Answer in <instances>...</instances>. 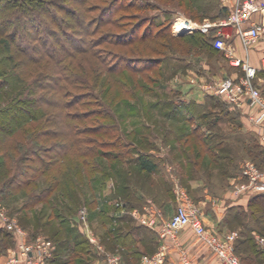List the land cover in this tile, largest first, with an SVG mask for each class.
Here are the masks:
<instances>
[{
  "label": "rangeland",
  "instance_id": "374dc122",
  "mask_svg": "<svg viewBox=\"0 0 264 264\" xmlns=\"http://www.w3.org/2000/svg\"><path fill=\"white\" fill-rule=\"evenodd\" d=\"M87 2L89 8L95 9H92L90 17L96 19L103 4L122 7L113 17L114 23L96 29L87 38L91 53H77L83 51L85 45L74 42L77 36L72 35V29L65 28L64 24L72 21L66 12L76 8L67 1L61 2L64 11L59 7L51 10L59 27L54 26L57 39L41 36L42 41L37 42L20 35L16 36L15 42L28 50L35 45L42 48V43L46 51L60 53L68 50L75 56L72 63L71 59H66L65 63L69 64L73 79L81 85H66L61 96L65 101L78 102L79 105L69 110L74 117L80 116L73 125L79 132L90 133L84 137L88 138V145H81L85 150L83 154L88 156L84 158L70 152L60 165L67 177L59 188L65 190L71 204L66 203L65 197L57 198L56 193L52 195L56 205L50 202L46 207L37 206L35 213L46 221L51 220L52 228L50 234L35 237L29 234L31 230L24 220L23 195L9 200L0 198V209L17 221L27 234V242L37 237L54 241L55 231L60 234L59 239L65 238L72 244L82 237L87 238L81 220V212L84 211L88 230L102 251L93 248L89 256L82 255V264H105L106 254L122 258L123 251L112 249L109 239L124 233L130 226L129 222L137 224L128 207L138 205L139 201L153 200V197L157 198L156 194L163 195V191L170 187H173L171 195L175 196L176 185L197 205L199 200L206 201L207 206L213 199L219 201V206L210 208H226V211L223 209V219L228 214L240 213V221L227 226L237 233L236 236H250L254 231L264 238V228L249 220L248 209L236 206L229 198L230 186L240 175L244 163L255 162V156L260 152L256 133L240 125L238 115L230 113L225 121L214 117L218 113H213L214 108L211 107L228 105L235 110L239 106L231 105L213 92L215 86L224 80L237 82L240 79L237 74L233 78L229 75L232 72L230 68L236 67L230 65L222 51L212 53L207 48L201 50L199 46L167 41L170 37L186 39L191 35L174 33V25L180 18L196 23L219 20L224 8L222 0ZM197 33L212 36L214 31L192 33L201 43L202 37ZM155 34L160 37L154 39ZM142 38L144 41L141 43ZM129 39H135L137 43L124 47L118 45ZM162 44L167 48H161ZM78 47L83 50H78ZM15 57L16 62L26 61L20 54ZM51 65L47 62L46 67ZM12 67L0 51V107L6 106L18 94L26 93L27 86L37 79L44 65H22L18 71ZM207 86L212 89L206 91ZM43 94L44 91H35L33 98ZM183 105L203 106L204 113L201 111L193 116L184 113ZM173 118L177 121H172ZM212 118H215L214 122H211ZM41 123V127L46 128L44 122ZM103 129H109V132L105 133ZM60 141L52 138L41 143L46 148ZM142 154L156 161L162 172L150 174L142 171L138 166L139 155ZM167 167L173 173L179 172L178 175L166 176L164 169ZM52 176L53 173L46 178L41 177L40 186H44ZM189 184L193 188L199 186L202 192L189 193L186 189ZM144 207L157 209L151 201L133 210L142 211ZM121 221L127 223L121 224ZM79 235L82 237L76 238ZM15 246L16 243L10 250Z\"/></svg>",
  "mask_w": 264,
  "mask_h": 264
},
{
  "label": "trees",
  "instance_id": "16d2710c",
  "mask_svg": "<svg viewBox=\"0 0 264 264\" xmlns=\"http://www.w3.org/2000/svg\"><path fill=\"white\" fill-rule=\"evenodd\" d=\"M64 1L72 3L76 7L72 11L66 12L72 21L64 24L65 28L72 29V35L75 34L77 36L76 40H73V38L71 40L85 45L84 50L78 47V50L83 51H77V53L89 54L91 50H89L90 44L87 43V38L96 29L114 23L113 17L122 7L103 4L104 6L100 15L96 19L90 17V14L95 9L88 7V0H0V51L6 57L10 67L14 65L12 69L18 71L22 65L24 67L28 66V64L44 65L43 70L38 73L37 79L27 86L29 88L26 93L24 91L18 94L6 106L0 107V198L9 200L23 195L24 202L21 207L24 210L26 225L34 221L36 228L43 230L42 233L44 235L50 234L52 228L51 220H44L42 216H39V213H35V210L37 206L46 207L50 202L53 206L56 205L57 203H53L55 197H52L56 193L57 198L65 197V199L67 198L66 203L71 204L65 190L59 188L61 185L63 186V182H66L65 178L67 177L66 172L60 168V165L64 156L66 158V154L69 155L70 152L85 156L84 158L88 156L83 154L85 150L81 148V145H88V138L84 137L90 132H79L73 125V121L80 116L74 117L69 110L75 105H79L78 102H75V100L65 101L61 96V94H64L66 85L80 84V82H76L73 79L74 75L70 72V66L65 63L66 59H71L70 63H72L75 56L68 52V50H62L60 53L46 51L42 43V48L35 45L31 46L28 50V48L15 44V42L16 36L20 35L22 37L29 36V40L37 42L42 41L41 36L46 37V39L49 37L57 39V29L59 27L55 24L56 19L51 10L58 7L61 9V2ZM61 10L64 11V8ZM221 12L222 16L220 18L225 17L227 10L222 8ZM106 17L108 18L106 19ZM60 28H62L61 22ZM197 34L202 37L201 43L195 38V34L188 35L189 37L186 39L180 37L174 39L170 37L167 38V41L176 40V42L187 43L190 47L199 46L201 50L207 48L212 53L220 52L213 46L215 33H212V36ZM159 37V34L153 36L154 39ZM143 38L140 40L141 43L144 41ZM122 41L124 42L118 45H123V47L137 43L135 39ZM160 46L162 48L163 44ZM163 47L167 48L166 44ZM16 54L22 55L27 62H16ZM45 59L48 61H44ZM47 62L52 63L51 67H46ZM43 72L46 74H43ZM258 74L264 76L263 72H259ZM35 91H44V94L47 93V96L43 94L37 98H33ZM261 94L264 97V91ZM192 106L183 105L184 113H191L192 116L193 114H200L201 111L202 114L204 113L203 106ZM228 115L229 113H223L216 114L214 117L218 116L225 121ZM214 119L212 118L211 122H214ZM171 120L177 121L174 118ZM189 120L190 118L184 122ZM41 121L44 122L46 128L41 127ZM104 131L108 133L109 129H105ZM52 138H59L61 141L45 148L41 141ZM260 153H262L261 150ZM257 155L255 156V163L260 168H264ZM138 166L146 173H159L156 161L154 162L143 154L139 155ZM52 173L53 176L50 180L44 186H40L39 179L41 177L46 178L48 174ZM60 176L61 178L59 179ZM165 191L169 192V188ZM148 202L139 201L138 205H130L128 210L141 208ZM247 209L249 220L254 225L264 228V194L251 195ZM240 218V213L228 214L227 218L223 220V224L228 226L238 223ZM123 222L127 223L126 221ZM139 230L140 226L130 225L124 233L120 232L109 239L112 242V249L122 248L125 251L124 257L126 263L139 264L141 260V254L137 250ZM0 233L10 237V239H14L12 241L15 244L14 236L1 226ZM254 233V231H251L250 236H236L233 245L241 264H264V251L258 247L254 240ZM38 234L36 231L31 234V237H35ZM53 236H55L54 241L46 238L52 241L53 245L52 257L48 261L49 264H82L81 256H89L93 249L87 238L83 239L81 235L76 236V238L82 237V240L74 241L73 244L67 242L65 238L59 239L60 234L58 232L55 233L54 231ZM111 248L108 249L110 250Z\"/></svg>",
  "mask_w": 264,
  "mask_h": 264
},
{
  "label": "built area",
  "instance_id": "2783aa9c",
  "mask_svg": "<svg viewBox=\"0 0 264 264\" xmlns=\"http://www.w3.org/2000/svg\"><path fill=\"white\" fill-rule=\"evenodd\" d=\"M222 3L227 10L225 17L204 23L180 18L174 25V33L180 35L214 31V48L224 52L230 65L241 68L244 76L237 82L224 80L215 86L213 92L231 105L246 104L249 109H253L248 119L259 140L264 142V97L253 85L256 70L247 61L235 55L234 49L227 44L229 36L225 34V30L231 28L235 31L244 52L247 53L253 48L264 35V0H222ZM261 67L264 71V57L261 60ZM205 89L208 91L212 88L207 86ZM254 194H264V169L254 161H246L240 175L234 178L230 186L229 198L235 203ZM175 195L178 204L174 214L168 220L162 219L158 209L144 207L142 211L138 209L131 211L130 215L141 226L155 231L160 240L157 251L151 256L143 257L140 264H191V258L185 250H180L177 259L168 257L170 248H180L178 233L184 229H189L195 235L198 242L212 253L218 264H240L233 245L236 233L232 232L220 237L207 230L201 220L200 206L191 201L179 187L175 189ZM212 205L219 206V201L213 200ZM81 220L85 225L87 239L92 248L102 251V248L97 246L93 234L88 230L84 211L81 212ZM0 226L9 231L16 241L15 248L10 250L7 256V264H49L53 250L50 240L37 237L31 242L25 241L26 232L3 209H0ZM254 240L264 251V238L255 234ZM105 264H122V261L118 255L106 254Z\"/></svg>",
  "mask_w": 264,
  "mask_h": 264
},
{
  "label": "crops",
  "instance_id": "0c3cea01",
  "mask_svg": "<svg viewBox=\"0 0 264 264\" xmlns=\"http://www.w3.org/2000/svg\"><path fill=\"white\" fill-rule=\"evenodd\" d=\"M225 34H227L229 36L228 40H227V44H229L235 51V55L244 61H247L249 63L250 66H252L253 68H255L256 70V76L253 79V85L258 88L261 92L264 91V76L259 75V72H263L262 67H261V60L264 57V35L261 37V39L257 42V44L251 48L247 53L244 52V50L242 49L239 40L236 36V33L233 29L229 28L225 30ZM224 53V52H223ZM232 70V72L229 73V75L233 78L236 77L235 75L237 74L238 78H241L244 76V72L239 68H230ZM240 72V73H239ZM233 73V74H232ZM242 74V75H241ZM240 75V76H239ZM212 108H214V110H212L213 113H218V114H234L235 116L238 115L239 117V121H240V125H244V127L253 130L252 125L248 119V116L250 114L253 113V109H249V107L246 104L240 105L238 106L235 110H232L228 105H223V106H211ZM210 107V108H211ZM234 116V117H235ZM225 124V123H224ZM255 138L258 141V145L260 146V150L262 151V153L258 154V159L261 162V164L264 166V142H261L259 140V137L257 136V134H254ZM160 170H162L161 168H159ZM264 169V168H262ZM159 170V173H161L162 171ZM165 170L166 176H177L178 173H173L172 170L167 167ZM166 171H168L169 173H167ZM164 172V171H163ZM186 172H188V169H186ZM182 173V171L180 172ZM164 175V174H163ZM191 184H189V186L186 188L187 191L189 193H196L197 191L202 192L201 189H199V186H196L193 188V186L190 187ZM178 186L176 185L174 189H176ZM201 187V186H200ZM169 192L168 191H163V195H157L156 197H153V200H149V202H153V205L155 208H157L161 213H162V219L168 220L172 217V215L174 214L175 208L177 207V198L176 195L173 196L171 195L170 191L173 189V187L169 188ZM175 193V191H174ZM145 195V194H144ZM193 197V195H192ZM190 198V197H189ZM251 198V196H247L244 197L242 199H240L238 202H235V204H237L236 206H241L242 208H247V204L249 199ZM191 200V198H190ZM214 200V199H213ZM212 200V201H213ZM192 201V200H191ZM211 201V202H212ZM199 206L201 208V220L205 226V228L213 233H215L218 236H225L229 233H236L235 231H232L230 229L227 228V226L225 224H223V209H225L224 211H226V208H223V206H221L220 208H215L216 210H214L212 206V203H209L211 205L207 206L206 201L204 200H199L198 201ZM225 214V212H224ZM121 224L124 223L123 221L120 222ZM130 225H136V226H140V230L138 232V242H137V250L138 252L141 254V259L145 256H151L152 254H154L157 249L158 246L160 245V240L158 238V235L155 231L148 229L146 227L141 226L138 222H136L137 224H134V222L132 221L129 222ZM35 222L31 221L30 223H28V228L31 230V233H29L30 235L32 233H35L36 231H39V234H43L42 231L40 229H37L35 226ZM31 226V227H30ZM230 230V231H229ZM237 234V233H236ZM256 233L253 234V237ZM258 235V234H257ZM13 238V237H12ZM14 239H10V237L2 235L0 233V264H7V253L10 250V248L14 247V243L13 241ZM178 241L180 244V248H170L169 252H168V257L170 259H177L180 255V250H185L190 258H191V264H218L217 260L215 259V257L212 255V253L200 242H198L197 238L195 237V235L189 230V229H184L181 230L178 233ZM121 251H123V254L121 256H123L121 259L124 260L122 261V264H132V263H126L125 262V251L122 248H119ZM117 248V250H119ZM140 264V262H139Z\"/></svg>",
  "mask_w": 264,
  "mask_h": 264
}]
</instances>
